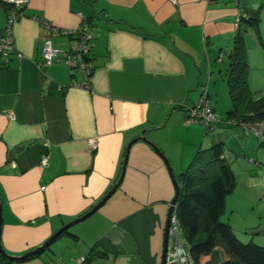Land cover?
<instances>
[{
    "label": "crops",
    "instance_id": "crops-1",
    "mask_svg": "<svg viewBox=\"0 0 264 264\" xmlns=\"http://www.w3.org/2000/svg\"><path fill=\"white\" fill-rule=\"evenodd\" d=\"M259 9L257 26L245 35L248 85L256 98L264 96V0L237 6L232 0H29L13 26L16 52L0 60V243L6 254L34 251L90 211L117 183L128 143L143 136L167 157L176 177L198 152L221 145L235 178L224 222L239 241L264 247V145L259 141L251 151L250 133L226 116L209 131L184 123L205 79L217 114L207 74L213 76L214 61H228L239 13ZM42 21L63 30L89 25V79L62 62L36 65L49 37ZM5 26L0 2V34ZM51 40L61 51L73 44L70 37ZM24 144L8 161V151ZM173 197L163 160L140 141L103 207L48 250L13 264H78L94 247L93 261L82 264H161Z\"/></svg>",
    "mask_w": 264,
    "mask_h": 264
},
{
    "label": "trees",
    "instance_id": "trees-1",
    "mask_svg": "<svg viewBox=\"0 0 264 264\" xmlns=\"http://www.w3.org/2000/svg\"><path fill=\"white\" fill-rule=\"evenodd\" d=\"M260 11L242 12L246 18L236 29L228 54L227 87L232 106L226 122L230 125L259 123L264 126V96L256 98L249 89L245 49V34L257 26ZM258 140L264 145V137ZM177 181L180 194L176 216L194 264H264V247L242 243L230 225L222 221L225 199L234 190L235 178L223 158L221 145L198 152ZM94 249L87 258L84 257L85 262L93 261ZM33 257L13 260L0 254V264H13Z\"/></svg>",
    "mask_w": 264,
    "mask_h": 264
},
{
    "label": "built area",
    "instance_id": "built-area-1",
    "mask_svg": "<svg viewBox=\"0 0 264 264\" xmlns=\"http://www.w3.org/2000/svg\"><path fill=\"white\" fill-rule=\"evenodd\" d=\"M232 1L236 6L238 5L239 0ZM0 2L6 9V26L0 34V60H5L16 52L13 38V26L24 16V10L27 8L29 0H0ZM245 18V14L240 12L234 25L235 29L239 28L242 19ZM42 26L49 32V37H47L41 45V59L36 65L39 68H44L62 62L70 71L80 72L89 79L93 72V65L90 56L93 37L89 25L84 22L75 30H63L54 27L47 21H42ZM53 37H70L73 40V44L67 51H61L53 47L51 40ZM18 58L22 59L23 57L18 54ZM72 85L74 87L87 88V85L78 84L76 82ZM202 88L200 98L188 109L184 123L186 126L199 123L205 128L213 129L219 120L216 117L214 110L209 105L206 85ZM8 116L11 118L12 113H9ZM240 126L254 135L257 139H262V137H264V126L259 123H241ZM88 146L92 151L95 150L96 141L94 139L88 140ZM46 161L47 158L43 157L42 164H45ZM84 262V257H80L77 261L78 264ZM48 264L64 263L60 260H52ZM166 264H194L189 246L184 239L180 223L176 216V208L170 219L169 247Z\"/></svg>",
    "mask_w": 264,
    "mask_h": 264
},
{
    "label": "water",
    "instance_id": "water-1",
    "mask_svg": "<svg viewBox=\"0 0 264 264\" xmlns=\"http://www.w3.org/2000/svg\"><path fill=\"white\" fill-rule=\"evenodd\" d=\"M140 141L149 145L153 149L154 153L156 155H158L163 160V162H164V164L168 170V173H169V176L171 178V182H172V185L174 188V197L169 203V208H168V213H167V218H166V224H165V229H164V239H163V250H162V257H161V264H166V257H167V253H168V247H169L170 219L173 215L174 209L176 208V205L178 202V198H179V194H180V186L178 184L177 177L175 176L173 169H172L170 162L167 159V157L156 147V145L154 143L149 141L145 136L133 139L128 143V145L126 146V149H125V155H124V159H123V163H122L121 173H120V176H119L117 183L105 194V196L94 207H92V209H90V211H88L87 213H85L81 217L71 221L70 223L64 225L62 228H60L58 231H56L41 247L35 249L34 251H31V252L24 254L20 258H12V259L13 260H21V259H25L28 257L35 256L39 253H42L45 249L49 248L51 246V244L56 239H58L63 233L67 232L73 226L84 222L85 220L90 218L93 214H95L101 207H103L106 204V202L114 195V193L117 191L118 187L122 183L130 150L136 143H138ZM28 146H29V144H24L20 147L10 149L8 151V161H13L15 154H17L18 152H20L24 148H27ZM1 209L2 208H1V204H0V233H1V222H2ZM0 254L8 257L6 252L3 250L1 243H0Z\"/></svg>",
    "mask_w": 264,
    "mask_h": 264
},
{
    "label": "rangeland",
    "instance_id": "rangeland-1",
    "mask_svg": "<svg viewBox=\"0 0 264 264\" xmlns=\"http://www.w3.org/2000/svg\"><path fill=\"white\" fill-rule=\"evenodd\" d=\"M261 31H262L261 32L262 36H264V24H261ZM246 39H247V41H250V38L248 36ZM220 62L221 61H219V62L214 61V68L212 71L213 76H210L209 74H207V77H209V79H210L209 94L211 97V101H213V103H212L213 106L215 105V107H216V112H217L216 117L218 119L220 116L225 117L227 110H230V108H231V103H230L231 101L229 100V97H228V87H227V78L228 77H227V71L226 70L228 69V61L226 60L223 65L220 64ZM204 83L206 85V79L204 80ZM249 137H250V139L248 140V142L250 141L249 142L250 146L253 148V149H251V151H255V150L259 149L260 148L259 140L254 135H252L251 133L249 134ZM232 143L235 144L234 141H232ZM229 148H231V147L229 146ZM225 154L228 155V150L225 151ZM252 154H253V152L248 153L246 155V157L247 158H253ZM222 221L224 222L223 217H222ZM75 227H77V225L72 227L69 230H73V228H75ZM244 244H247V243H244Z\"/></svg>",
    "mask_w": 264,
    "mask_h": 264
}]
</instances>
